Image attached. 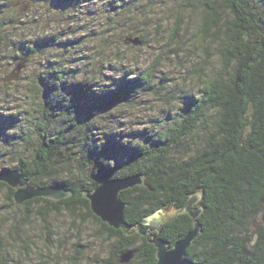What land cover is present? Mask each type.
<instances>
[{
	"label": "trees",
	"instance_id": "1",
	"mask_svg": "<svg viewBox=\"0 0 264 264\" xmlns=\"http://www.w3.org/2000/svg\"><path fill=\"white\" fill-rule=\"evenodd\" d=\"M15 1L0 0V64L44 60L33 76L5 81L14 69L1 79L0 173L20 169L33 186H57L70 195L16 204L15 189L0 181L6 193L0 200V264H24L19 254L48 263L34 237L60 258L64 244L54 221L66 218L72 228L87 219L101 226L95 234L112 244L104 263L157 264V248L147 236L109 226L86 197L103 179L134 174L144 184L120 194L127 223L173 208L160 236L174 246L194 227L181 210L198 196L191 209H202V230L187 257L198 264H264V0H172L152 25L160 32L159 55L133 69L110 60L124 56L122 47H147L156 1L93 0L97 8L90 10L92 0H48L69 16L98 10L81 24L83 37L75 29L70 37L76 39L67 41L22 32L35 17ZM93 33L98 37L90 38ZM115 33L121 36L113 43ZM128 37L141 44H126ZM75 43L88 47L81 65L66 53ZM91 43L97 47L90 49ZM165 54L184 72L182 81L160 73ZM145 108L152 109L145 114ZM127 251L134 257L121 263Z\"/></svg>",
	"mask_w": 264,
	"mask_h": 264
},
{
	"label": "rangeland",
	"instance_id": "2",
	"mask_svg": "<svg viewBox=\"0 0 264 264\" xmlns=\"http://www.w3.org/2000/svg\"><path fill=\"white\" fill-rule=\"evenodd\" d=\"M154 1H156L158 5L156 9L152 11L153 13H151L153 17L148 18V20H153V22L149 23V25H151V29L149 33L147 34L151 42L149 41V43L147 44V47H143L142 49H136L137 47L135 49L134 48L123 49L122 47L121 49L123 50L124 56L123 54H121L122 55L121 59L113 58L112 60H110L115 67L124 66L127 69H133L137 67L145 68L151 65L155 61L156 57L159 55L161 51V47L155 48V45H158L155 39H157L160 32H157L156 28L153 27L152 25L158 22V18H159L158 13L162 12L163 11L162 9L167 10L172 4L171 3L172 0H154ZM39 2L40 3H38L37 5H34L33 3L30 4V7L28 8V10L30 11V14L28 15V17H35V20L34 22L31 23L28 30L22 29L23 30L22 32L28 31V33L30 34L32 38H35L37 36L38 37H44V36L50 37L52 35H58L60 39H66V41L68 39L75 40L76 39L75 37H70L71 30L78 29L77 37L81 38L83 37L82 35L85 32V29L83 28L80 29V27H82L81 24L84 25V23H86V17L88 15H91L94 17L99 16L98 10L95 12L93 11L89 12V11H86V9H84L86 14H77V15L71 14L69 16L67 12H65L60 7H57L55 3L53 4L52 2H49L48 0H43ZM91 2H92L91 4L89 3L88 9L90 10L96 9L97 5L93 4V0ZM16 4L19 6H22L23 5L22 0H18ZM30 19L27 20V22H29ZM82 19L85 21H82ZM166 25L168 24H165V26ZM88 26L90 27V29L95 30L97 27V24L96 22L90 21ZM163 28L165 27L163 26ZM92 30L90 32H93ZM140 33H142V31ZM120 36H121L120 34L115 33L112 36H110L109 39L112 40L114 43L115 40L119 39ZM91 37L92 39L93 37L97 38L98 35H95V33H93V34H90V38ZM86 40H89V39L86 38ZM130 43L132 42H129L126 44H130ZM91 45L92 43L89 44L90 49H94L95 47H97V46H91ZM78 47H80L79 50H78ZM86 49H88L86 44H82V43L78 44L76 48V43H75L74 47L66 50V53H70L72 55V57L70 55L68 56L69 59L71 60V63H73V60H75L77 62L76 65H81L82 56H83L81 52L85 51ZM116 51L117 49H114L113 52H116ZM165 56L166 54L162 58L159 59L160 63L158 65V68L161 70L160 73H163V74L166 73L168 77H176L182 81V77H184L185 74L182 71V69H180V66H178V69H177V67L175 66L176 65L175 63L166 62L164 59ZM111 57L112 56H110V58ZM43 60H44L43 57H40V59L38 58L37 60L26 62L25 67L20 72V76L22 75L21 77H23L24 79L28 75L33 76L35 72L39 73L40 69L42 68L41 65H42ZM0 65L2 66V70L0 69V82H1V79L6 77L7 75L6 73L7 72L11 73L15 69V66H12V65L10 66V64H7L6 67L4 66V64H0ZM77 67L78 66H74V68H77ZM16 87L17 86H14L12 89L15 90ZM3 90L4 89L0 87V95L3 93ZM151 109L152 108H145L142 111H144L146 114L150 112ZM133 114L137 115L135 113ZM140 114H141V111H140ZM5 198H6V193L4 191H0V200H4ZM54 223L55 224L57 223L60 226L59 227L60 228L59 232L61 234L60 238L62 239V242L64 244L63 247L60 248V251L62 250L60 254L61 255L60 258L57 257V249H53L52 247L51 249H47L45 247L46 242L44 241V239L40 237H34L36 244L40 248L43 247V249H46L45 253L49 255L48 258L45 257L48 263L43 262V264H106L103 261H105V259L111 256L110 252H111L112 244L110 241L108 242L104 238H101L100 236L95 234V232L101 230V226L95 220L91 219L90 221H88L87 219L81 226H79L80 228L78 227L72 228L71 222L67 218L63 222L54 221ZM70 257H74V258H70ZM16 258L18 261H22L24 264H27L28 262L30 264H36L37 262H39V259L35 255L31 256L30 261H29L27 254L26 255L24 254L16 255Z\"/></svg>",
	"mask_w": 264,
	"mask_h": 264
},
{
	"label": "water",
	"instance_id": "3",
	"mask_svg": "<svg viewBox=\"0 0 264 264\" xmlns=\"http://www.w3.org/2000/svg\"><path fill=\"white\" fill-rule=\"evenodd\" d=\"M24 10L30 7V2L24 1ZM132 42L141 44L138 37H128L125 43ZM26 60L23 59L16 64L15 70L5 78V81L18 78L20 72L25 67ZM0 181L6 182L9 186L15 189L14 200L16 204H21L24 201L36 197H48L53 200H60L70 195V191L57 186L37 187L32 185L31 179L20 169L5 171L0 173ZM144 184V178L140 174H134L120 178H106L99 182L96 188L86 193V197L90 201L92 212L98 216L103 222L115 229H122L125 233H129L131 229L136 230L143 236H147L149 241L157 248V264H198L187 257V251L199 236L202 225L198 217L202 209H191L192 206L199 200L198 196L191 197L186 205L181 210L188 212L194 219V227L174 246H170L168 242L160 236L162 226L166 218L174 214L173 208L169 211H161L150 216L142 218L136 225H130L125 220V212L127 204L120 196L121 192L128 188H133L136 185ZM156 231V233H154ZM134 257V252L127 251L121 254L120 262L129 263Z\"/></svg>",
	"mask_w": 264,
	"mask_h": 264
},
{
	"label": "flooded vegetation",
	"instance_id": "4",
	"mask_svg": "<svg viewBox=\"0 0 264 264\" xmlns=\"http://www.w3.org/2000/svg\"><path fill=\"white\" fill-rule=\"evenodd\" d=\"M154 233H156V231Z\"/></svg>",
	"mask_w": 264,
	"mask_h": 264
}]
</instances>
